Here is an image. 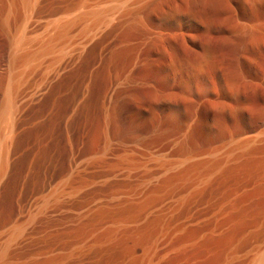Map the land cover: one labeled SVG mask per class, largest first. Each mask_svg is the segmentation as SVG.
<instances>
[{"label": "rangeland", "instance_id": "1", "mask_svg": "<svg viewBox=\"0 0 264 264\" xmlns=\"http://www.w3.org/2000/svg\"><path fill=\"white\" fill-rule=\"evenodd\" d=\"M55 1H47L40 20H55L64 5L73 8L78 0ZM14 4L19 23H13L22 26L23 8L18 0ZM186 5L171 20L167 6L147 7L137 24L92 43L72 70L26 107L0 193V245L17 226L27 228L10 249L11 264H133L132 235L144 236L160 220L174 230L171 254L152 264H219L264 239V167L255 168L259 157L264 161L262 144L246 164L244 154L232 159L181 200L163 192V184L180 192L176 163L183 156L217 161L244 142L246 128L264 127V0ZM31 22L27 37L34 44L42 31ZM0 30L1 134L10 72L1 21ZM66 178L72 187L81 184L78 191L28 223V204ZM121 216L139 220L107 238L112 219Z\"/></svg>", "mask_w": 264, "mask_h": 264}, {"label": "bare ground", "instance_id": "2", "mask_svg": "<svg viewBox=\"0 0 264 264\" xmlns=\"http://www.w3.org/2000/svg\"><path fill=\"white\" fill-rule=\"evenodd\" d=\"M5 1H6V4H3L4 9L0 15V21H1L2 28L8 33L7 37H8L9 48H8V54H7V61H8L10 75H9V79L7 82V86L4 90L3 102H2L4 106L5 120L3 122L4 123V127H2L3 130L1 131V134H0V193L2 192L4 183L7 180L12 170V164L15 161L14 160L15 140L17 139L16 137L18 136L17 134H18L19 129H21L20 121L24 114L23 113L24 110L29 104H32L38 101L40 98H42L43 94L48 91V89L53 85V83L61 75L72 70L80 62L84 54L88 52V48L92 43L96 44L94 43L96 41L102 42L103 40L106 41L107 39L114 38L118 34H120L124 29L137 24L139 21H141V17L143 16L144 10L147 7L167 6L168 9L172 12V16L170 14L168 16L169 20H171V19L177 18L178 12L181 11L180 10L181 8H183V4L186 5V4H191L193 2H201V3L206 2L207 3L209 0H78L77 4L75 3V5L73 6V8L76 6L75 10L73 8H70L69 5L66 4L69 0H56L59 2L62 1V3L66 4V6L64 5L61 8L62 13H60V17L56 18L55 20L51 19V21H49V19H43V20L39 19V15L42 12V10L46 8L45 6L48 0H18L19 4H21L23 8L21 15L19 14L22 26L16 25V23L19 20L17 19L18 17L17 18H15L16 16L14 17L16 13L14 9V6L16 3L14 4V2L16 0H5ZM46 16L47 15H45V17ZM164 18H165L164 15L160 16V20ZM34 19H35L34 22H37V26H38L37 28L41 29L42 32H39L41 33L40 37L37 40L34 38V41L36 40V42L32 44L33 40L31 41V39L33 37H31V39H29L30 38L29 36H28L29 38L27 37V33H28L27 27L29 26L28 24L31 21H32L31 23H34L33 22ZM13 21H17V22L14 24ZM29 29L30 28H28V30ZM100 44H98L97 49L99 48ZM38 70H40V74H39L40 76L37 75L39 78L37 76L35 77L34 75V78H37V79H30L32 77L31 76L32 73L34 74L35 71L37 73ZM21 125H22V122H21ZM258 144L264 145V127H261V126L246 128L244 130V142L238 144L236 147L229 150L228 152L226 151L227 153L225 154V156L217 161L213 159H208L202 162H196L197 160L194 162L193 161L194 158L192 156H183L184 158L176 163V168H178V170L180 169V171L177 173L178 181L180 182V185H182L180 192L175 193L173 191L174 188H170L168 186L164 187V184H163V192L169 195L170 198L177 197V199L179 200L183 199L185 196H187L193 191L197 192L202 184L207 182L213 174L221 171L229 161L232 162V159L237 158L240 155L244 154V163L246 164L252 158V155L255 154L254 152L258 149L256 147ZM217 151L218 150H216V152ZM223 154L224 153H222V155ZM207 156H209L208 153H207ZM80 158L81 157H79V159ZM259 158L257 159L258 162L256 163L255 168L264 167V161L262 162L261 157ZM249 163H251V161ZM75 168L77 169L76 171L78 173L81 172V168H82L81 163L78 162ZM224 171L225 170H223L222 173ZM258 175L260 174L258 173ZM80 186L81 184L77 185L76 187H72L67 178L58 181L56 184H54V186L52 185V189L50 190L48 194H44L43 196H41L39 200L37 199L38 200L37 202L31 201L30 204H28L26 211H25V213H27L26 214L27 217H25L26 221L30 223L33 220H35L38 214H41V215L45 214L48 212L50 208H53V207H59L60 205L64 206L66 204L67 199L71 195L75 194L78 191V188ZM154 191H160V188H157ZM156 207L158 206L156 205ZM156 207L149 208L148 213H151L153 209ZM186 210L187 209H185V211ZM188 215H189V212H188ZM151 217L149 219H151ZM138 220L139 218L137 216L135 217L121 216V217L115 218L114 220L112 219V224L114 227L113 229L111 227L112 230L109 232V234L106 235V237L107 238L113 237V235L118 231V229L125 226L129 222L137 223ZM219 222L220 220L218 221V223ZM227 225H229L228 222H227ZM218 227L220 228V226ZM211 228H212V225H211ZM26 229H27L26 225L24 224L17 226L13 231H11V234L9 238H7V241H5L2 245H0V264H6L7 262L10 263L11 260L8 261L10 259L9 257H11L10 249L19 239H22L24 237ZM173 231H174L173 227L169 222L160 220L157 223L149 224L147 226V231L144 236H142L141 233H134L132 235L133 240H134L133 264H152L156 259L162 258L164 256L166 257V255L170 251V249L167 248V244L173 236ZM212 231L214 230L212 229ZM215 233L218 234V232H215ZM242 234L246 236L245 233H242ZM210 235H212V233ZM226 237H227V233H226ZM229 237L227 239H229ZM200 238L204 239V236L203 238L202 237ZM236 238L237 237H235V239ZM254 238L255 237H253V239ZM250 239H248V241ZM205 240L206 239H204V241ZM218 240H220V238ZM195 241L197 242L198 240L195 239ZM262 241H260L257 244L254 242L255 244L250 248V250L246 254L241 252L240 254L243 253L244 254V255L242 254L243 256L238 253H232L231 255L229 254L226 258L222 257L223 261L221 260L222 259L221 258L220 260L222 262L218 261L219 264H264V242L263 244H261ZM191 242L193 243V241ZM191 242H188L189 245ZM180 243L182 242L180 241ZM236 243L233 242V245ZM250 244H251V241H250ZM222 245H223V242H222ZM227 245L229 244L227 243ZM222 247L220 246V248ZM213 249L216 250L217 248L215 249L213 247ZM221 251L223 252L225 250H221ZM213 252H216V251L212 250V253ZM218 253H221V252H218ZM169 254H171V252ZM190 254L192 253L190 252ZM218 256L220 257L221 254ZM204 257H207V256H204ZM213 257L214 256H212V258ZM194 259H196V255ZM194 259L192 258V260ZM215 262L216 260L211 263L213 264ZM215 264H218V263H215Z\"/></svg>", "mask_w": 264, "mask_h": 264}]
</instances>
